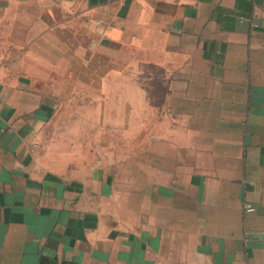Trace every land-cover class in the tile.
I'll return each instance as SVG.
<instances>
[{
  "label": "crops",
  "instance_id": "1",
  "mask_svg": "<svg viewBox=\"0 0 264 264\" xmlns=\"http://www.w3.org/2000/svg\"><path fill=\"white\" fill-rule=\"evenodd\" d=\"M0 264H264V0H0Z\"/></svg>",
  "mask_w": 264,
  "mask_h": 264
},
{
  "label": "rangeland",
  "instance_id": "2",
  "mask_svg": "<svg viewBox=\"0 0 264 264\" xmlns=\"http://www.w3.org/2000/svg\"><path fill=\"white\" fill-rule=\"evenodd\" d=\"M126 126H127V128H132V126H137V125H133V121H126ZM145 126L147 127V122L142 121L140 127L144 128ZM130 138H132V137H130ZM130 138L126 137V139H130ZM126 154H127V152H126ZM128 154H131V153H128Z\"/></svg>",
  "mask_w": 264,
  "mask_h": 264
},
{
  "label": "built area",
  "instance_id": "3",
  "mask_svg": "<svg viewBox=\"0 0 264 264\" xmlns=\"http://www.w3.org/2000/svg\"><path fill=\"white\" fill-rule=\"evenodd\" d=\"M245 211L247 213H252V212H254V208L252 206H250V205H246L245 206Z\"/></svg>",
  "mask_w": 264,
  "mask_h": 264
}]
</instances>
